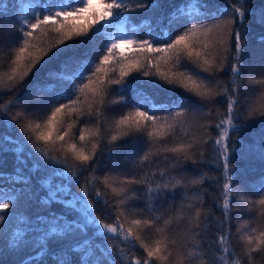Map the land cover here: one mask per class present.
<instances>
[{
    "label": "snow or ice",
    "instance_id": "snow-or-ice-1",
    "mask_svg": "<svg viewBox=\"0 0 264 264\" xmlns=\"http://www.w3.org/2000/svg\"><path fill=\"white\" fill-rule=\"evenodd\" d=\"M227 2L169 0L157 30L132 14L162 0H0V125L16 129L0 134V154L14 157L12 171H0V256L6 248L22 254L18 264H264V177L245 184L233 162L238 134L264 120V62L245 56L250 0ZM255 12L264 25V8ZM52 61L58 70L30 82ZM22 202L36 211H16ZM233 213H255V226L237 220L238 244Z\"/></svg>",
    "mask_w": 264,
    "mask_h": 264
},
{
    "label": "trees",
    "instance_id": "trees-1",
    "mask_svg": "<svg viewBox=\"0 0 264 264\" xmlns=\"http://www.w3.org/2000/svg\"><path fill=\"white\" fill-rule=\"evenodd\" d=\"M172 2H179V0H172ZM212 3L218 4L221 7H228L227 0H211ZM235 2V0H233ZM169 0H162V7L159 10L144 12L141 15L132 14V23L138 24L141 20L148 18L151 20L153 27H156L157 30L160 28L166 27V21L158 22L157 18H161L167 12L171 11V9L167 6ZM250 6L254 9V14L247 17L249 33H248V44L245 48V56L247 58V62L251 65L258 66L261 62H264V44L259 42V37L264 35V25H261L257 22V14L255 10H259L260 8H264V0H250ZM137 38H144L145 31H138L136 33ZM6 62V57L0 55V64ZM59 61H52L47 64L44 68L40 69L39 72H36L33 77H30V82H33L37 79L41 81V85L43 83L44 77L47 72L55 71L59 69ZM39 67V66H38ZM133 76H137L139 80H148L149 78L139 76L138 73H134ZM228 73H221L222 79H227ZM131 79V77H130ZM167 87V86H166ZM29 88L25 87L19 93V95H23L24 92L28 91ZM146 94L152 96L158 103L166 99V95L164 92L159 89H153L148 86H143L141 88ZM177 91H182L177 89ZM7 95H4V99H7ZM187 95V94H186ZM218 107L225 108V104H219ZM112 113L107 114L109 122L112 119ZM0 134H9L12 136L16 135V129L11 127L10 125L5 128L3 125H0ZM213 134H215V130H213ZM239 135V150L236 153L234 158V164L236 168L239 170L238 180L244 182L245 184H251L255 186L259 183L261 177H264V153H262V138H264V120L252 122L247 127L243 128ZM127 149H123L119 152L113 153V156L117 160H123L125 158V154ZM0 159L6 161L4 166L0 168V171L11 172L13 168V155L11 152H5L0 154ZM105 166H110L108 155L105 154L103 157L101 168L103 169ZM207 171V169H205ZM188 173L189 175L194 174V169L191 165H188ZM205 187H209L205 184ZM212 192V189L209 187V193ZM249 194L252 193V189L249 188ZM205 201L210 202L211 196L209 194H205ZM56 211H61L62 209L59 205L54 206ZM10 212L12 210H9ZM16 211H26L29 215L33 214L36 211L35 205L32 207H26L23 202L21 206L16 209ZM216 216L220 215V212L216 211ZM255 213L252 214H237L233 213V222L231 224V231L233 233V242L234 244H238L239 237L237 235V220H248L252 223V226H255L253 222V217ZM8 232V228H5V233ZM211 237H209L210 239ZM3 241L0 240V248H3ZM240 249L237 248V252ZM136 255H140V250L136 251ZM22 258V254H16L9 252L6 248H4L3 255L0 256V264H18L19 260ZM259 260V257H257Z\"/></svg>",
    "mask_w": 264,
    "mask_h": 264
}]
</instances>
